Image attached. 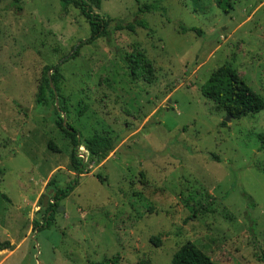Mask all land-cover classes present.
Returning a JSON list of instances; mask_svg holds the SVG:
<instances>
[{
  "label": "rangeland",
  "instance_id": "obj_1",
  "mask_svg": "<svg viewBox=\"0 0 264 264\" xmlns=\"http://www.w3.org/2000/svg\"><path fill=\"white\" fill-rule=\"evenodd\" d=\"M100 1L102 15L148 27L110 23L69 58L90 36L77 6L23 0L17 11L0 0V241L12 244L0 264H172L186 241L216 264H264V109L226 121L200 91L228 63L264 99V0H229L228 12L216 0ZM135 50L152 61L151 82L131 79L124 56ZM56 63L53 104L80 132L77 153L93 134L116 145L85 153L43 226L48 180L63 188L76 176L54 106L37 102L43 68Z\"/></svg>",
  "mask_w": 264,
  "mask_h": 264
},
{
  "label": "trees",
  "instance_id": "obj_2",
  "mask_svg": "<svg viewBox=\"0 0 264 264\" xmlns=\"http://www.w3.org/2000/svg\"><path fill=\"white\" fill-rule=\"evenodd\" d=\"M12 6L20 11L22 9L23 0H11ZM62 5L66 8L68 5L73 4L78 7L81 14L87 19L89 24L90 36L81 41L73 49L72 56L75 57L79 48L84 43H91L99 37L109 36V24L113 23L114 30L134 31L137 26L147 28L148 24L141 18L134 19L130 23H122L115 21L114 18L102 15L100 12V0H61ZM217 6L223 9L224 12H228L231 8L229 0H216ZM157 6L150 4H143L139 7L140 11H151L156 9ZM181 30L196 31L200 30L196 27H183ZM125 67L127 68L132 80H144L151 82L154 75V66L152 61L140 50L135 52L126 53L124 56ZM62 74L60 72V63L44 66L42 71V78L38 87L37 102L45 107L51 105L54 106L55 118L54 122L56 126L69 137L72 149L70 153V164L76 176L72 178L65 187H58L56 180L51 177L47 186L53 189V192L49 198L46 207H43L41 202L40 210L43 212L42 225H49L54 220V213L59 206V200L65 198L78 183V176L83 173L84 163L77 155V147L81 144L80 132L70 123H65L62 114L66 113V106L63 102H60L56 107L53 104L54 92L50 85V80L55 84L60 81ZM201 94L211 100L218 109L225 111L227 115H230L233 119H240L249 114H254L264 109V99L256 91H254L246 81L238 75L236 70L228 63H223L215 68L208 76L206 81L200 86ZM62 96L58 99L62 100ZM260 140V149L264 148V132L258 135ZM116 140L108 136L100 134H93L90 137L84 139V147L88 151L91 157L99 158L103 156L107 151L114 148ZM48 146L51 149L58 151L57 147L48 142ZM35 222V221H34ZM37 225H33L35 228ZM151 241L157 244L159 239L156 236L150 238ZM12 249V244L8 240L0 241V250ZM172 264H216L209 255L203 252L198 246L190 241H186L181 244L171 257ZM97 264H109L108 260L99 262Z\"/></svg>",
  "mask_w": 264,
  "mask_h": 264
},
{
  "label": "water",
  "instance_id": "obj_3",
  "mask_svg": "<svg viewBox=\"0 0 264 264\" xmlns=\"http://www.w3.org/2000/svg\"><path fill=\"white\" fill-rule=\"evenodd\" d=\"M50 85H51V87H52V89H53V92H54V94H55V98L57 99V95H56L57 93H56V90H55V86L53 85V83L51 82V80H50ZM62 117H63V120H65V116H64V114H62ZM230 118H231V116H230V115H227V117H226V121H228ZM52 190H53V189L48 190V193H47L46 195H44V197H43V199H42L43 207H46L47 202H48L49 194L52 192Z\"/></svg>",
  "mask_w": 264,
  "mask_h": 264
},
{
  "label": "built area",
  "instance_id": "obj_4",
  "mask_svg": "<svg viewBox=\"0 0 264 264\" xmlns=\"http://www.w3.org/2000/svg\"><path fill=\"white\" fill-rule=\"evenodd\" d=\"M80 148L82 149V150H80L78 153H77V155H78V157L80 158V159H86V156H87V154H85V153H87L88 151L86 150V148H83L82 146H80ZM82 151V152H81Z\"/></svg>",
  "mask_w": 264,
  "mask_h": 264
},
{
  "label": "crops",
  "instance_id": "obj_5",
  "mask_svg": "<svg viewBox=\"0 0 264 264\" xmlns=\"http://www.w3.org/2000/svg\"><path fill=\"white\" fill-rule=\"evenodd\" d=\"M6 252H9L8 249H3V250H0V253H6ZM8 254H5V256H7Z\"/></svg>",
  "mask_w": 264,
  "mask_h": 264
}]
</instances>
